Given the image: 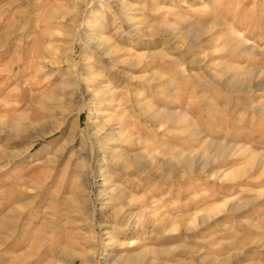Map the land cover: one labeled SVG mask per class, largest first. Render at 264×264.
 <instances>
[{
    "label": "rangeland",
    "instance_id": "1",
    "mask_svg": "<svg viewBox=\"0 0 264 264\" xmlns=\"http://www.w3.org/2000/svg\"><path fill=\"white\" fill-rule=\"evenodd\" d=\"M0 264H264V0H0Z\"/></svg>",
    "mask_w": 264,
    "mask_h": 264
},
{
    "label": "bare ground",
    "instance_id": "2",
    "mask_svg": "<svg viewBox=\"0 0 264 264\" xmlns=\"http://www.w3.org/2000/svg\"><path fill=\"white\" fill-rule=\"evenodd\" d=\"M242 49V48H241ZM31 242V241H30ZM19 245V244H18Z\"/></svg>",
    "mask_w": 264,
    "mask_h": 264
}]
</instances>
